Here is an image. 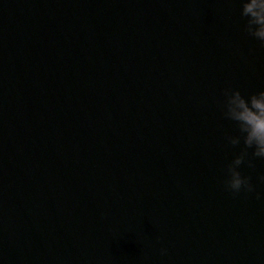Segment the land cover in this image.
Listing matches in <instances>:
<instances>
[{
  "label": "water",
  "instance_id": "1",
  "mask_svg": "<svg viewBox=\"0 0 264 264\" xmlns=\"http://www.w3.org/2000/svg\"><path fill=\"white\" fill-rule=\"evenodd\" d=\"M241 7L0 0V264H264V159L224 183V90H264Z\"/></svg>",
  "mask_w": 264,
  "mask_h": 264
},
{
  "label": "clouds",
  "instance_id": "2",
  "mask_svg": "<svg viewBox=\"0 0 264 264\" xmlns=\"http://www.w3.org/2000/svg\"><path fill=\"white\" fill-rule=\"evenodd\" d=\"M241 4V16L247 18L245 31L264 46V0H241ZM224 96L223 115L239 129V135H230L226 140L233 147L243 141L239 154L227 165L225 187L233 194L241 190L253 192L251 178L242 175L239 169L244 163L254 168L253 158L264 159V90L245 96L239 89H225ZM161 251L163 254L165 250Z\"/></svg>",
  "mask_w": 264,
  "mask_h": 264
}]
</instances>
